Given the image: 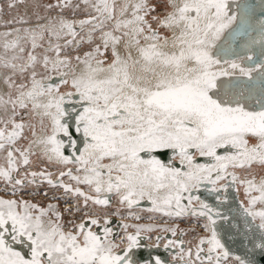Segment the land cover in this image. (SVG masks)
Segmentation results:
<instances>
[{
  "label": "snow or ice",
  "instance_id": "1",
  "mask_svg": "<svg viewBox=\"0 0 264 264\" xmlns=\"http://www.w3.org/2000/svg\"><path fill=\"white\" fill-rule=\"evenodd\" d=\"M8 23L21 26L0 34V264H167L143 252L152 225L123 222L141 219L142 201L193 219L159 228L177 237L163 247L179 264H253L221 228L264 252V20L260 56L232 60L226 33L246 17L229 0H35ZM34 158L56 172L33 170ZM45 184L74 203L23 198ZM230 184L244 189L242 229L220 196ZM202 186L217 204L194 194ZM196 228L185 250L178 233Z\"/></svg>",
  "mask_w": 264,
  "mask_h": 264
},
{
  "label": "water",
  "instance_id": "2",
  "mask_svg": "<svg viewBox=\"0 0 264 264\" xmlns=\"http://www.w3.org/2000/svg\"><path fill=\"white\" fill-rule=\"evenodd\" d=\"M231 4L232 11H234L238 17L243 13L246 17V23L243 28H240L239 24L234 25L235 28H238L239 31L232 32L230 30L228 35L229 39L232 41L233 48L228 55H222V59L232 60L238 59V56L235 53H238L239 56H247L253 55L255 58H258L261 53V45L252 43L253 40L259 39L260 31H259V21L264 20V0H229ZM244 46V47H242ZM248 47L251 48V51H248ZM228 79V78H222ZM67 154V153H66ZM203 162V161H201ZM259 179V177L257 178ZM230 183V182H229ZM210 186H202L199 191L194 193L195 195H199L202 200L210 204H217L216 193L208 191ZM244 192V189H242ZM221 197L226 198V205L232 208V212L228 213L230 216L235 217L232 221V224L237 228L243 227L246 222L245 217L239 212V206L245 200L241 198L240 195V186L231 185L227 189H222L220 192ZM186 203V201H185ZM151 207V205L147 201H142L139 208L147 210ZM227 213V207L222 209ZM114 223L119 220V218H113ZM129 224H144L148 222H132L129 220L123 221ZM218 223H222L218 221ZM152 224V223H151ZM176 226V225H175ZM160 227H154L155 231L148 234H142L145 238L142 243L145 245L143 248L144 254L150 250L153 255H159L163 261H166L167 264H179V257L174 261L173 256H176L179 249L170 247L169 249H165L163 247L164 243L169 239H177V237H173L171 233H163L159 231ZM180 229H191V227H179ZM253 228H255V224H253ZM227 230V231H226ZM116 231H121L118 227ZM160 235L165 237V239L157 242L156 236ZM185 235V234H184ZM184 235L178 236L180 239L184 240ZM222 242L231 250L233 257L240 256L242 259L253 262V264H264V252H261L258 249H254L252 243H249L248 239H243L241 242V237L235 236L232 234V231L229 230L228 225L224 224L223 228H221ZM251 236V233L249 234ZM257 236L259 233L257 232ZM148 236H153V240L150 241ZM154 243H158L159 247H152L149 249L147 245H153ZM191 245H187L184 240V248L187 250ZM194 251V250H193Z\"/></svg>",
  "mask_w": 264,
  "mask_h": 264
},
{
  "label": "rangeland",
  "instance_id": "3",
  "mask_svg": "<svg viewBox=\"0 0 264 264\" xmlns=\"http://www.w3.org/2000/svg\"><path fill=\"white\" fill-rule=\"evenodd\" d=\"M35 0H25V3L24 4H17L15 7L9 9L7 7V3H8V0H0V34L4 33V32H7L9 31L11 28H14V27H20L21 25H18V24H9L8 21L10 20H14L15 18H18L20 16H28L30 15L31 11H32V5L34 4ZM42 3H48V2H55V0H41ZM83 7V5H82ZM40 12L41 14H43V9H40ZM84 17V14L81 13L80 16L78 18H83ZM33 23H35V19L33 18L32 20ZM2 39L3 37L0 36V42H2ZM110 55V53H109ZM35 123H36V132L39 133V132H42V129L40 128V124H39V117L36 118L35 120ZM41 160H36L34 158V165H33V170H40L41 168H45L44 165L46 166V168L48 169V171H54V168L50 167L46 161H41ZM240 175L243 176L245 175L244 172H240ZM257 178L260 177V175H264V173H261L259 172V170H257ZM0 185H2L4 187L3 184L0 183ZM44 187V188H43ZM46 187V188H45ZM30 189V190H29ZM26 192H23L22 195H23V198L24 199H30L32 200L33 202H37L39 203L41 206H44L46 207L49 203H53L55 201H58L60 203L59 200H56V199H53V198H50V195L53 193L51 192L50 195L47 194V196L43 195L42 194V191L44 192L45 189L49 190V191H52V189H50L46 184L41 186L40 189H39V193L42 194L40 196V194L36 195H29L28 193L29 192H33L32 188H29ZM43 189V190H42ZM243 187L240 186V195H241V198L245 200V193L243 192ZM58 194L62 193L63 190L60 189V190H56ZM6 194L1 192L0 193V196H5ZM10 195V193L8 194ZM20 195V194H18ZM25 196V197H24ZM52 199V200H50ZM54 200V201H53ZM58 209L63 212V209L61 208V205L58 206ZM113 211L115 210L114 208L112 209ZM122 211V210H121ZM145 212H148L147 210H143ZM160 214V213H159ZM67 214L64 215V219L67 220L69 219L68 216H66ZM179 222L178 223V226L179 227H184L185 224L184 222L188 221L190 222L191 220L190 219H184V218H180L179 219ZM138 222H144V221H138ZM195 232H201V230L198 228H196V231ZM187 233H194L192 231H188ZM200 234V233H199Z\"/></svg>",
  "mask_w": 264,
  "mask_h": 264
},
{
  "label": "bare ground",
  "instance_id": "4",
  "mask_svg": "<svg viewBox=\"0 0 264 264\" xmlns=\"http://www.w3.org/2000/svg\"><path fill=\"white\" fill-rule=\"evenodd\" d=\"M117 2L119 3V2H121V0H117ZM41 134H43V132H39V133H37V135H41ZM41 161H43V160H41ZM40 161V162H41ZM44 167L46 168V166L44 165ZM50 167H52V166H50ZM52 168H54V171H50V172H56V168L55 167H52ZM66 179V178H65ZM2 184V183H1ZM3 186L2 185H0V193L1 192H3V193H5L4 191H3ZM44 188V187H43ZM46 188V187H45ZM30 190V189H29ZM33 190V189H32ZM43 190V189H42ZM26 192V191H25ZM40 192V191H39ZM45 192H47V194L48 195H50L51 194V192H53L51 195H50V198H52L53 197V195H59V196H62V193H60V194H58L57 193V191L56 190H52V191H49V190H47V189H45L44 190V192L42 191V194L44 195V193ZM42 194H40V196L42 195ZM34 195V194H33ZM37 195V194H36ZM35 196V195H34ZM39 196V195H38ZM25 197V196H24ZM67 199V204H66V202H65V200ZM50 200H52V199H50ZM54 201V200H53ZM59 201H60V203L58 202V201H55V202H53L52 204H55V205H57V207L58 206H60L61 205V208L64 210L65 209V207H67L68 206V204H71V203H74V201L71 199V197H68V198H61V199H59ZM144 209H141V208H137V209H135V212L137 213V214H139L140 216H141V219L139 220V221H144V222H148V223H144V225H152L153 227H160V228H162V227H173V226H177L178 225V223L179 222H181V221H179V219L180 218H169V217H165V216H163L162 214H159V213H153V212H150V211H148V212H145V211H143ZM122 213H123V216L124 217H127V215H128V210L127 209H122ZM67 216V215H66ZM117 218H119V217H117ZM120 219V218H119ZM184 219H190L191 221L190 222H188V221H186V222H184V224H185V226L184 227H193V219L192 218H184ZM125 220H129V221H132V222H138L137 220H135L134 218H127V219H125ZM124 220V221H125ZM152 223V224H151ZM198 229V228H197ZM188 232V231H187ZM185 233V235H184V240H185V242H186V244L187 245H191L190 244V242L191 243H195V239H196V236H197V234H202L201 232H194V233ZM153 240V236H151V239H150V241H152Z\"/></svg>",
  "mask_w": 264,
  "mask_h": 264
}]
</instances>
